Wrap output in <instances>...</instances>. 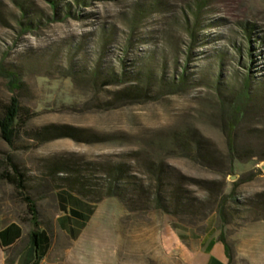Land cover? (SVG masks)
Instances as JSON below:
<instances>
[{"label": "rangeland", "instance_id": "1", "mask_svg": "<svg viewBox=\"0 0 264 264\" xmlns=\"http://www.w3.org/2000/svg\"><path fill=\"white\" fill-rule=\"evenodd\" d=\"M12 99L0 216L33 231L26 195L41 229L18 264L52 246L63 264H185L214 240L262 263L264 0H0V120ZM78 170L121 197L61 189Z\"/></svg>", "mask_w": 264, "mask_h": 264}, {"label": "trees", "instance_id": "2", "mask_svg": "<svg viewBox=\"0 0 264 264\" xmlns=\"http://www.w3.org/2000/svg\"><path fill=\"white\" fill-rule=\"evenodd\" d=\"M9 77L10 79H12L11 81L12 84L16 85L15 83L16 81H18L16 76L10 75ZM18 112H19V106L17 104V101L15 99H12V102L6 108V112H5L3 119L0 120V126L3 131V136L8 143H12V139L15 134L14 123L18 117ZM61 130H62V127L60 126L49 125V126H45L41 128L37 132V135L38 137H44L47 135H51L49 138H47L49 140L59 139L63 137L61 134H59ZM9 167L12 171L8 175V180L10 181V183L16 184L21 189H24V180H23L24 176L21 174L19 166L13 163L12 161H10ZM123 169H124L123 166L113 167L112 171L114 172L113 174L114 177L116 178L120 177L124 171ZM65 173L70 174V176L67 175V176H64V178H62L64 184L61 187V189H65L69 193L75 194L76 196L80 197L86 202L97 204L103 201L107 197H111V196L121 197L119 193L115 192L114 190H111L112 188L110 187L108 188V190L107 188L105 189L104 187L100 192H97V193L93 192L92 186H95V185L92 184V182L88 179L89 177L85 176L81 170L68 171ZM25 200L28 205L29 214L32 216V221H34V230L32 231V238L35 239L37 238L38 232H39V222L36 219L38 212L36 210L35 204L33 203L32 199L29 196L25 195ZM219 241H221L225 245V247L227 248L229 252L228 246L225 244V242L223 240H219Z\"/></svg>", "mask_w": 264, "mask_h": 264}, {"label": "crops", "instance_id": "3", "mask_svg": "<svg viewBox=\"0 0 264 264\" xmlns=\"http://www.w3.org/2000/svg\"><path fill=\"white\" fill-rule=\"evenodd\" d=\"M11 230H13L14 234L10 237L9 232ZM38 237L39 233L37 238H32V228L30 225L17 221L8 222L6 218L0 216V264H18L19 258L29 248L33 240L35 243L38 242ZM71 238L74 242L78 240L74 235ZM68 250L71 251L72 247H69ZM62 254V249L56 252V248L52 246L48 256L41 261L37 258L36 264H63V259L60 258ZM175 258L177 262L182 261L185 264H193L195 262L231 264V254L219 240H214L211 243L208 252H204L202 249L191 250L185 247L178 250ZM256 264L260 263L257 261ZM261 264H264V258Z\"/></svg>", "mask_w": 264, "mask_h": 264}]
</instances>
